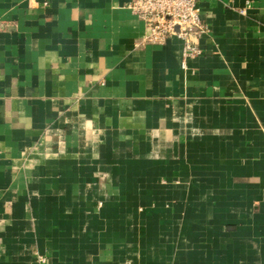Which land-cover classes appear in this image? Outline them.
<instances>
[{
    "label": "crops",
    "instance_id": "1",
    "mask_svg": "<svg viewBox=\"0 0 264 264\" xmlns=\"http://www.w3.org/2000/svg\"><path fill=\"white\" fill-rule=\"evenodd\" d=\"M129 2L0 0V264H264V0Z\"/></svg>",
    "mask_w": 264,
    "mask_h": 264
},
{
    "label": "built area",
    "instance_id": "2",
    "mask_svg": "<svg viewBox=\"0 0 264 264\" xmlns=\"http://www.w3.org/2000/svg\"><path fill=\"white\" fill-rule=\"evenodd\" d=\"M127 7L146 25L140 43L162 44L177 35L184 41L185 56L199 53L198 40L208 31L200 15L199 0H130Z\"/></svg>",
    "mask_w": 264,
    "mask_h": 264
}]
</instances>
